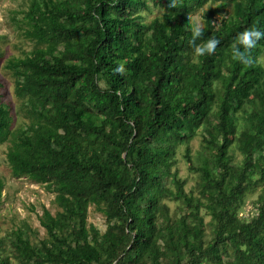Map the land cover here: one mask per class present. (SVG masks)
Segmentation results:
<instances>
[{
  "label": "trees",
  "instance_id": "trees-1",
  "mask_svg": "<svg viewBox=\"0 0 264 264\" xmlns=\"http://www.w3.org/2000/svg\"><path fill=\"white\" fill-rule=\"evenodd\" d=\"M205 6L201 39L220 44L194 57L189 23ZM23 24L33 50L6 69L29 123L12 131L0 81V145L12 176L46 186L60 211L43 209L39 244L11 233L17 264H264V40L252 65L231 57L239 32L264 29V0H30Z\"/></svg>",
  "mask_w": 264,
  "mask_h": 264
},
{
  "label": "rangeland",
  "instance_id": "rangeland-1",
  "mask_svg": "<svg viewBox=\"0 0 264 264\" xmlns=\"http://www.w3.org/2000/svg\"><path fill=\"white\" fill-rule=\"evenodd\" d=\"M30 7V0H0V81L4 85L3 99L6 101L16 120L12 125V131L25 129L29 121L22 110V101L15 95V80L10 71L6 69L7 64L14 58H23L33 50L34 45L24 37L23 20ZM209 6H205L196 14L191 16L192 23H199L201 28L204 26V15L208 12ZM159 14L158 10H153L147 15V22H150ZM219 22V18L215 23ZM264 65V55L261 57ZM201 138H196L191 146L193 153L199 150ZM10 142L0 145V180L4 183L2 193V204L0 205V246L1 258L8 257L12 264H17L13 259L10 236L12 232L22 229L31 239L32 243L39 244L44 239L46 232L40 225L39 218L43 214V209H48L55 215L60 209L55 204V195L48 191L46 186L32 183L26 178L16 179L12 176L11 169L7 160V152ZM184 149L178 153V165L180 177L187 182L186 191L195 190L196 176L189 171V166L183 158ZM238 160L241 159L237 155ZM257 196L252 195L246 200V204L241 211V217H250L255 214L254 202ZM171 210L175 209V204L170 203ZM202 215H206L205 210ZM206 223L210 217L206 216ZM89 225H93L102 234L107 229L106 219L103 214L98 212L96 207L89 208ZM210 234V230H207Z\"/></svg>",
  "mask_w": 264,
  "mask_h": 264
},
{
  "label": "clouds",
  "instance_id": "clouds-1",
  "mask_svg": "<svg viewBox=\"0 0 264 264\" xmlns=\"http://www.w3.org/2000/svg\"><path fill=\"white\" fill-rule=\"evenodd\" d=\"M175 0H170V5L174 4ZM191 31V39L189 45L192 47V54L194 57H201L204 55H212L216 52L220 40L215 36H209L206 39L203 37V31L199 23H189ZM264 40V29L256 26L245 28L239 32L235 38V43L231 48V57L234 61H238L244 66H250L254 63L251 56V50L257 47L258 42ZM201 41V42H197ZM114 72L119 73L121 76L125 75L128 71L123 62L117 63L113 69Z\"/></svg>",
  "mask_w": 264,
  "mask_h": 264
}]
</instances>
